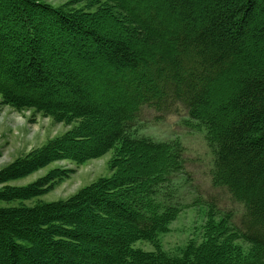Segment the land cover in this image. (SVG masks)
Listing matches in <instances>:
<instances>
[{"label":"trees","instance_id":"16d2710c","mask_svg":"<svg viewBox=\"0 0 264 264\" xmlns=\"http://www.w3.org/2000/svg\"><path fill=\"white\" fill-rule=\"evenodd\" d=\"M0 4L1 105L74 123L0 170V264H264V0ZM180 107L205 129L212 185L244 207L236 223L201 195L185 203L178 179L195 185L184 145L131 133L145 112L162 120ZM118 143L114 173L67 199L26 202L75 169L9 184ZM199 202L209 217L203 240L179 255L161 250L158 235Z\"/></svg>","mask_w":264,"mask_h":264},{"label":"rangeland","instance_id":"374dc122","mask_svg":"<svg viewBox=\"0 0 264 264\" xmlns=\"http://www.w3.org/2000/svg\"><path fill=\"white\" fill-rule=\"evenodd\" d=\"M41 1L60 7L70 0ZM84 5L85 2H80L75 6L81 8ZM94 9L92 8V10ZM150 111L145 112L136 127L132 128V135L161 142L179 141L184 145L190 160L188 168L192 173L194 188L196 189L189 188L191 184L186 183L185 177L178 179L177 186L180 193L184 195L185 203H190L195 195H201L203 200H213L219 210L232 211L234 214L233 223H236L243 214L244 207L232 199L224 186L212 185L211 168L214 163V153L206 140L205 129L199 126L197 121L190 119L183 107H180L177 113L169 114L162 120L156 117L157 114L154 111ZM73 125L74 123L67 125L64 122H56L51 117H46L31 109L18 111L10 105H1L0 97V170L19 157H25L35 149L43 147L51 139L61 136ZM119 147L120 144L118 143L114 149L103 156L80 165L72 160L54 161L39 171L25 178L11 181L9 184L26 185L46 175L54 168L75 169L70 178L59 183L53 190L26 202L32 205L38 200L49 202L67 199L100 177L111 176L114 171L110 162ZM208 220L205 203L199 202L184 208L169 223L167 230L158 235L157 244L161 250H165L168 254L179 255L190 241L201 242L203 240ZM234 244L240 248L243 254L249 253L250 244L247 242L236 238ZM134 247L147 251L155 250L154 244L146 240H138Z\"/></svg>","mask_w":264,"mask_h":264}]
</instances>
